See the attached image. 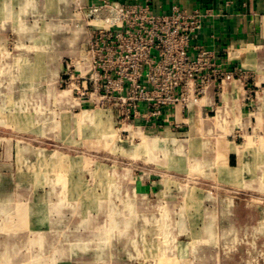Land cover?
<instances>
[{"label": "crops", "instance_id": "crops-1", "mask_svg": "<svg viewBox=\"0 0 264 264\" xmlns=\"http://www.w3.org/2000/svg\"><path fill=\"white\" fill-rule=\"evenodd\" d=\"M105 1L114 0H0V46L6 45L10 37L14 38L12 50L4 49L10 53L7 58L13 59L9 68L21 75L23 81L33 83L34 90L41 91L39 105L45 106L46 94L53 91L58 95L55 100L63 108L64 116L75 119L79 113H85L89 117L88 110L82 108L93 106L106 111L117 125L129 131V136L146 137L153 144L149 154L137 145L133 151L125 145L129 152L122 153L132 154L144 163L133 167L129 181L137 194L148 201L149 208L153 211L161 208L165 212L166 225L155 229V233L166 237L161 238L158 246L153 245V249L169 255L179 250V244L174 243L175 234L212 233L209 225L208 228L196 226L204 225L209 218L203 206L211 194L199 183L184 184L172 178L169 171L235 189L253 191L257 186L264 189V0H139L149 1L156 13H170L174 5L201 11L203 27L192 43L213 49L218 60L228 68L241 66L252 74L248 79L252 92L242 79L229 81L221 88L213 83L198 104L189 108L167 107L158 119L141 116L128 123L119 122L117 110L93 101H81L72 89L57 87L61 86L64 60H79L91 40L94 21L88 11ZM9 87L16 89V86ZM0 121L1 124L8 120L0 118ZM159 144L163 154L154 153ZM17 150L14 146L0 147V153L6 155ZM179 157L182 160L178 163ZM5 164L10 166L8 162ZM8 170L0 173V220H3L0 222V259L25 257L24 250L31 247L30 237L36 234L37 249L34 245L32 249L37 251V259L33 264H74L70 260L46 257L47 243L51 245L54 238L65 233L63 220L72 218L71 213H62L61 200L55 202L50 195L30 196L28 186L14 182ZM117 171L125 183L126 168ZM182 204H185V226L175 228L174 212ZM193 240L194 247L193 241L189 245L194 255L214 248L211 243L198 241L199 237ZM125 248L122 244L117 247L118 250ZM94 257L93 252L90 256L87 254L85 263L95 264Z\"/></svg>", "mask_w": 264, "mask_h": 264}, {"label": "rangeland", "instance_id": "rangeland-1", "mask_svg": "<svg viewBox=\"0 0 264 264\" xmlns=\"http://www.w3.org/2000/svg\"><path fill=\"white\" fill-rule=\"evenodd\" d=\"M14 44V38L10 37L6 45L0 46L3 51L0 52V118L8 120L0 124V137L13 138H0V147L14 146L18 150L12 155L0 153V173L9 169L14 182L28 186L30 196L50 195L55 202L61 200L62 213H71L72 218L63 220V227L67 226L63 228L65 233L54 238L51 245L47 243V258L86 264L85 256L93 252L95 264L123 261L125 264H218L219 260L220 264H264V189L261 186L253 191L230 188L176 170L169 171L172 178L184 184L199 183L211 194L203 206L209 218L204 225L196 226H210L212 233L175 234L174 243L179 244V250L169 255L153 249V245L158 246L161 238L166 237L155 233V229L166 225L165 212L161 208L159 211L149 208L148 201L131 186L129 179L133 173L130 172L135 165L144 163L132 154H125L129 151L124 147L127 145L133 151L137 145L149 154L153 144L146 137L129 136V131L117 125L106 111L93 106L82 108L88 110L89 117L85 113H79L75 119L64 116L63 108L55 100L58 95L53 91L46 94V105H39L41 91L34 90L33 83L23 81L21 75L9 68L13 59L7 58V54L10 55L8 52ZM6 48L9 51L5 52ZM66 81L61 79V86L57 87L73 90ZM160 147V144L159 148L155 147L154 153L163 154ZM181 160L179 157L178 163ZM121 167L127 170L125 183L117 175ZM184 207L182 204L181 211L175 209V228L185 226ZM198 237V241L211 243L214 248L194 255L193 239ZM37 238L36 234L31 235V247L24 250L25 257L3 258L0 264H33L37 251L32 246L37 249ZM104 244L113 249H103ZM121 244L125 250L117 249Z\"/></svg>", "mask_w": 264, "mask_h": 264}, {"label": "built area", "instance_id": "built-area-1", "mask_svg": "<svg viewBox=\"0 0 264 264\" xmlns=\"http://www.w3.org/2000/svg\"><path fill=\"white\" fill-rule=\"evenodd\" d=\"M88 16L91 40L79 60L64 62L62 79L81 101L117 110L120 123L158 119L171 106L189 108L213 83L221 88L242 79L252 92V74L192 43L203 27L199 10L174 5L163 14L149 1L114 0L93 6Z\"/></svg>", "mask_w": 264, "mask_h": 264}, {"label": "bare ground", "instance_id": "bare-ground-1", "mask_svg": "<svg viewBox=\"0 0 264 264\" xmlns=\"http://www.w3.org/2000/svg\"><path fill=\"white\" fill-rule=\"evenodd\" d=\"M105 131V130H104ZM106 133H107V131H105ZM128 220V219H127ZM209 224V223H208ZM104 242V241H103ZM85 243V242H84ZM104 246H105V244H104ZM100 248V247H99ZM102 249V248H101ZM111 249V248H110ZM82 250V249H81ZM103 250V249H102ZM102 253V252H101ZM97 257V256H96Z\"/></svg>", "mask_w": 264, "mask_h": 264}]
</instances>
